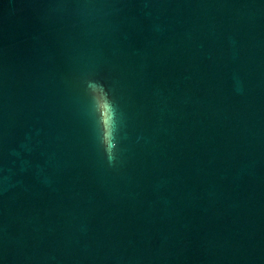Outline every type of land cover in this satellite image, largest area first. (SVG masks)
Instances as JSON below:
<instances>
[{
    "label": "water",
    "instance_id": "95a60500",
    "mask_svg": "<svg viewBox=\"0 0 264 264\" xmlns=\"http://www.w3.org/2000/svg\"><path fill=\"white\" fill-rule=\"evenodd\" d=\"M0 264H264V0H0Z\"/></svg>",
    "mask_w": 264,
    "mask_h": 264
},
{
    "label": "clouds",
    "instance_id": "9594fccd",
    "mask_svg": "<svg viewBox=\"0 0 264 264\" xmlns=\"http://www.w3.org/2000/svg\"><path fill=\"white\" fill-rule=\"evenodd\" d=\"M89 87L93 89L100 97V108L101 114L103 117V123L105 127V145H106V152L108 153L109 161H112L115 158V155L112 152V149L115 147L113 142V124H114V108L111 101L108 98L107 90L104 86L97 82L93 81L90 82Z\"/></svg>",
    "mask_w": 264,
    "mask_h": 264
}]
</instances>
